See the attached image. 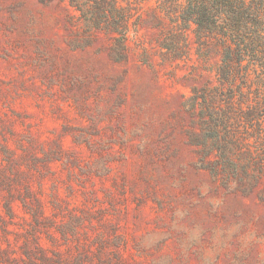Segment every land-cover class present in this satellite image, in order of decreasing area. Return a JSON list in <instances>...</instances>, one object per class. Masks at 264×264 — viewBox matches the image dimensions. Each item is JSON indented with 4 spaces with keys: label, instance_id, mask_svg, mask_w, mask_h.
<instances>
[{
    "label": "rangeland",
    "instance_id": "rangeland-1",
    "mask_svg": "<svg viewBox=\"0 0 264 264\" xmlns=\"http://www.w3.org/2000/svg\"><path fill=\"white\" fill-rule=\"evenodd\" d=\"M132 6L120 51L66 1L0 0V264H264V175L227 186L190 138L221 45Z\"/></svg>",
    "mask_w": 264,
    "mask_h": 264
},
{
    "label": "trees",
    "instance_id": "trees-1",
    "mask_svg": "<svg viewBox=\"0 0 264 264\" xmlns=\"http://www.w3.org/2000/svg\"><path fill=\"white\" fill-rule=\"evenodd\" d=\"M90 29L106 30L124 50L133 3L143 0H63ZM184 35L217 38L222 48L219 88L203 87L187 99L200 130L190 134L201 161L225 185L250 192L264 175V0H156ZM174 49V46H173ZM198 110H197V109ZM215 154V159H208Z\"/></svg>",
    "mask_w": 264,
    "mask_h": 264
}]
</instances>
